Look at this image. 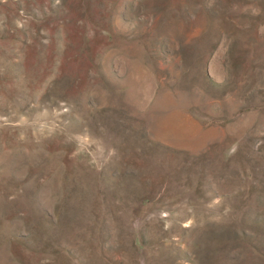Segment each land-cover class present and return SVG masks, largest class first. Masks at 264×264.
<instances>
[{
  "label": "rangeland",
  "instance_id": "obj_1",
  "mask_svg": "<svg viewBox=\"0 0 264 264\" xmlns=\"http://www.w3.org/2000/svg\"><path fill=\"white\" fill-rule=\"evenodd\" d=\"M0 264H264V0H0Z\"/></svg>",
  "mask_w": 264,
  "mask_h": 264
}]
</instances>
